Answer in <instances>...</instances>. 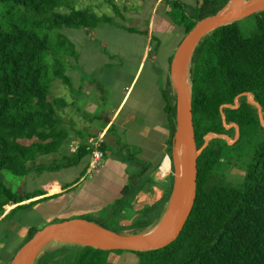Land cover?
Here are the masks:
<instances>
[{"label":"trees","instance_id":"1","mask_svg":"<svg viewBox=\"0 0 264 264\" xmlns=\"http://www.w3.org/2000/svg\"><path fill=\"white\" fill-rule=\"evenodd\" d=\"M75 1L0 0V221L18 208L46 199L21 204L41 196V191L14 193L3 183L2 171L17 176L50 172L52 168L37 165V159L58 152L67 139L60 119L62 98L54 95L53 87L56 81L68 84L65 72L78 53L63 31L92 33L100 25H114L106 15L74 9ZM228 1L198 0L195 14L183 23L185 34ZM110 6L117 11L113 3ZM174 8L178 14L170 13L171 18L184 17L182 4L174 2ZM246 18L253 23L247 37L238 27ZM188 82L193 124L199 121L201 126L196 132L194 125L200 153L193 204L175 237L141 252L63 246L41 255L34 264H108V253L123 252L135 253L138 264H264V9L219 26L199 40L190 55ZM163 98L169 120L166 153L174 172L176 105L170 82ZM228 131L233 132L231 143L212 137L201 148L206 135ZM87 154L83 145L70 154L59 153L53 168L56 172L75 166ZM222 162L233 163L243 173L238 183L227 182L219 172ZM146 182L142 178L139 184L123 188L108 210L110 227L87 221L121 236L149 227L167 203L174 176L158 201L133 211L130 223L122 225L124 213L132 210ZM9 206L14 207L7 211ZM36 231L30 228L25 242Z\"/></svg>","mask_w":264,"mask_h":264},{"label":"crops","instance_id":"2","mask_svg":"<svg viewBox=\"0 0 264 264\" xmlns=\"http://www.w3.org/2000/svg\"><path fill=\"white\" fill-rule=\"evenodd\" d=\"M174 2L182 4L186 12V8L197 6L198 0H124L127 25L121 26L134 32L117 28L114 21H111L114 25H100L95 30L102 35L104 47L97 46L95 35L92 39V33H85L86 48L77 51V65L65 73L69 81L64 86L60 114L67 116L64 123L76 134L72 140L85 141L107 128L102 171L96 179L88 180L87 154L77 165L47 176L46 183L37 189L42 195L33 201L43 197L44 200L64 198V195L78 199L79 189L85 199L108 200L103 204L108 211L126 185H137L142 178L148 180L147 187L134 198L132 210L160 199L174 176L166 153L169 120L163 98L170 82L171 62L182 41V26L170 17V13H178ZM71 36L75 40V33ZM98 59L102 62L98 63ZM102 65L112 73L109 87L101 78L88 76L96 74ZM164 165L166 171L159 180L157 175ZM133 261L138 264L139 258Z\"/></svg>","mask_w":264,"mask_h":264},{"label":"rangeland","instance_id":"3","mask_svg":"<svg viewBox=\"0 0 264 264\" xmlns=\"http://www.w3.org/2000/svg\"><path fill=\"white\" fill-rule=\"evenodd\" d=\"M110 3H113L117 7V11H115L117 13L112 11V7L110 6ZM123 4H124V0H76L73 7L74 9H78V10L92 11L97 16L106 15L110 17L115 24L120 26L122 24L127 25L124 18L125 7H123ZM195 12H196V6H192L186 8V14L184 15V17L183 15H175L174 18H172L173 22L175 23L177 22L179 25L182 26V39L186 35L184 32L183 23L188 21L189 18L195 14ZM120 14H122V16ZM238 27L241 34L245 37L251 35V33L253 32V23L251 18H246L239 21ZM72 33H75V40L71 36ZM85 33L86 32L82 30L73 31V29H65L63 31V34L67 37L69 41L71 40L70 42L73 44V46H75V49L76 51H78V53L82 48L83 49L86 48L85 43L88 42V38L85 35ZM92 34H93L92 39L96 38L95 40L96 43L98 44L97 46L99 47L102 45L104 47L105 43L103 39L100 38L102 37V35H100L99 31L93 30ZM118 38L116 39L115 43H118ZM97 61L98 63H101L102 59H98ZM73 65H77V64L75 61L70 60V65L67 68L66 72H68L69 68L72 67ZM88 76L101 78V81H106L107 86L109 87V83L112 78L111 77L112 73L108 67L102 65V68L100 67L96 74H89ZM64 86L65 84H62L60 81H56L53 87L54 95L62 98V100L64 98L63 97ZM247 98L249 101L252 102V100L249 97ZM252 103L257 106L256 103L254 102ZM66 117L67 116L60 114V119L64 124V133L67 135L66 140L70 141L75 138L76 134L75 132H71L67 124L64 123L65 120H67ZM194 125L196 132H198L201 128L199 121H196ZM231 126L232 125L227 126V128L229 129ZM212 137H221L225 139L228 143H231L233 132L228 131L226 135H221V136L208 134L203 138L201 148L204 147L207 140ZM199 151L200 150H198V152ZM62 152L66 154L71 153V152L63 151L61 146V149L58 152L52 153L47 156H41L40 158L37 159L36 164L50 166L52 168L50 172H48L49 171L48 170L46 172H39V173L32 172L25 176H17L8 171H2L1 178L3 183L14 193H19L20 195L31 193L33 191L35 193H38L37 189L41 188V186L44 183H46L45 181L46 177L51 176L55 172V168L53 167L56 166L57 163H54V160H56L58 154L59 153L61 154ZM180 153H181V158L178 160V168H180L181 165H185V164L187 166L186 148L182 147V151H180ZM218 170L219 172L223 173L227 182L229 183H238L243 177V173L240 170H238L233 163L222 162ZM97 177L98 175L88 180H94ZM172 191H173V187L172 189L170 188L169 193L167 192L168 193V196L166 198L167 203L163 210H165L169 205L168 203ZM76 193L78 194L77 196L78 199H75L74 195H64V198L56 197L54 199L44 200L36 204L35 203L30 204L24 208H18L14 210L9 216L4 217L0 221V264H5V262L8 261L9 259H13L18 249L25 242V237L28 230L30 228L37 227L42 223L46 224L44 226H47L48 224L51 223H60L63 221L79 218V219L89 220L92 222H100L106 227H110L112 225L113 220L108 217V211L104 210V205H103L108 203L109 202L108 200L99 199V201H92L85 199L84 193L79 189L77 190ZM31 201L33 200L29 199L27 201L22 202L21 204L29 203ZM13 207L9 206L6 209L7 211H9ZM133 211L134 210L124 213V219L121 221L122 225H128L130 223L131 219L134 216ZM44 226H42L41 228H43ZM41 228H37V230ZM75 228L79 229V227L76 226L69 229L73 230ZM171 239H173V236ZM82 245L83 244L79 242L78 238L73 236L72 232H70L69 230H64L59 234L48 238L43 243V245L40 247L37 254L35 255V259L33 260L32 264H34L35 261L41 255L49 251H53L63 246L77 247ZM136 258L137 255L131 252H123L120 254L108 253L107 255L108 264H136L133 261L136 260Z\"/></svg>","mask_w":264,"mask_h":264},{"label":"water","instance_id":"4","mask_svg":"<svg viewBox=\"0 0 264 264\" xmlns=\"http://www.w3.org/2000/svg\"><path fill=\"white\" fill-rule=\"evenodd\" d=\"M264 0H250L249 4H241V0H229L223 7L226 14L207 17L195 24L179 43L170 67L171 91L176 105V148L174 158V183L173 191L169 199V205L162 210L161 217L147 228L136 231L129 236H121L91 223L84 219L67 220L60 223H51L38 229L18 249L11 264H32L40 247L50 237L59 234L64 230L72 232L82 246H89L107 251H144L163 246L171 241L183 227L186 218L191 210L197 177L198 152L195 142V130L191 111L190 97L186 94L185 83L182 77V62L189 49L194 48L196 43L213 29L238 21L254 12L263 10L264 7L245 15L247 10L254 8ZM192 53V52H191ZM189 84V83H188ZM182 144L184 146H182ZM182 147L186 148L187 166L181 165L178 168V160L181 158ZM160 217V218H159ZM79 227L73 230L69 228Z\"/></svg>","mask_w":264,"mask_h":264},{"label":"built area","instance_id":"5","mask_svg":"<svg viewBox=\"0 0 264 264\" xmlns=\"http://www.w3.org/2000/svg\"><path fill=\"white\" fill-rule=\"evenodd\" d=\"M107 128L101 130L94 136L89 137L87 140H72L71 142L64 141L62 150L75 151L78 146H85L88 150V163L86 166V177L93 178L102 171V158L104 156L102 146L104 143L105 132ZM64 151V150H63Z\"/></svg>","mask_w":264,"mask_h":264},{"label":"bare ground","instance_id":"6","mask_svg":"<svg viewBox=\"0 0 264 264\" xmlns=\"http://www.w3.org/2000/svg\"><path fill=\"white\" fill-rule=\"evenodd\" d=\"M241 4L243 5H247L249 4L247 2V0H241ZM264 7V1L262 2H259L254 8L250 9V10H247L244 14L247 15V14H250L251 12L257 10V9H260ZM226 10H227V7L226 8H223L219 13H218V16H222V15H225L226 14ZM191 52H192V49H189L187 51V53L185 54L184 56V59H183V62H182V77H183V80H184V83H185V89H186V94L188 97L191 96V92H190V87H189V82H188V66H189V59H190V55H191ZM182 146H184L182 144ZM166 171V166L164 165L161 170L159 171V174L157 175V178L160 180V175L162 173H164Z\"/></svg>","mask_w":264,"mask_h":264}]
</instances>
